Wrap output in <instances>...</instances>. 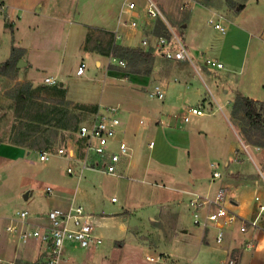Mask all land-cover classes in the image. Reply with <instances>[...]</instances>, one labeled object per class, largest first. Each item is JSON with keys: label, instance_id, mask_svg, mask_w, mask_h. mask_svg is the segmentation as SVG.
Masks as SVG:
<instances>
[{"label": "rangeland", "instance_id": "1", "mask_svg": "<svg viewBox=\"0 0 264 264\" xmlns=\"http://www.w3.org/2000/svg\"><path fill=\"white\" fill-rule=\"evenodd\" d=\"M55 1L56 0H52V5H45L46 0H40L39 3H37L36 6H32L31 9L24 6L8 8L7 5V12L0 14V63L11 56L14 47L16 49V54H20L18 60L23 55L25 56V49L23 45L28 44L33 39L37 40L36 44L41 43L49 46L47 49H37L42 51H53L51 47H58L61 41L62 45L67 42L72 35V25L75 23L78 14L83 17L88 10H77L73 0H59L57 3ZM124 1L125 0H122L118 7L115 20L113 9H109L105 13L108 21L107 24L105 23L101 26H89V32L85 38V48L87 50L91 52L94 51V53L96 51L101 52L107 46L108 41L111 38H113L117 43H121L125 39L129 41L126 37L117 39V41L115 36L119 11ZM136 1L142 4L144 0ZM156 1L162 6L166 16L180 33L182 32L181 25L187 23L189 20L187 13L190 8L195 5V10L199 11V5H207L208 7H211L209 11L203 9L200 15L198 11H195L197 12V15L195 14L193 17V27L189 31L190 38L186 40L183 35L182 38L186 41V43H195V45L199 46L200 49L204 50L202 52L206 55V59L210 58L211 60H215L219 57L223 58L226 62V64L223 62L226 69H228L227 64L230 63L229 57L232 53L237 52L236 54L240 57L243 55L239 51H243L246 47V34L241 35L238 32L243 26H246L254 34H251L250 42L247 44V48L245 49L248 52V59L242 58L240 62L237 63L235 71H232L233 75H235L233 81L237 82L235 79L240 76L247 79L253 78L254 76L258 77V75L263 74L264 33L262 32V23H264V0H254L249 2L245 17L243 16L240 20H234L232 17L235 13H237L236 7L238 4L242 2L246 3L247 0ZM186 3L187 5H185V8H181V6ZM37 6L39 10L36 9ZM39 11H41L40 14ZM92 11L97 16H100L101 13L104 12L102 9H95ZM216 15L224 16L225 24L228 26L226 32H221L215 28L213 23L209 21L210 17H216ZM108 17L111 18L109 19ZM245 18L248 23L243 20ZM49 19H56L57 24L54 22L52 24L48 23ZM151 21L152 20H150L148 24H152L150 23ZM192 30L196 32V34H194ZM209 40H212L213 42L209 50H207ZM138 42H140V38L138 39ZM235 42L240 43L239 49H237ZM187 45L190 50L188 43ZM194 47L198 49V47ZM191 51L193 54L196 50L191 48L190 52ZM250 54L252 55L250 56ZM84 55L83 51L77 50L73 55V58H70L66 63H68L70 68L72 66L75 67L77 61ZM103 57L107 58V67L109 69H114L117 72H130L127 62L125 66H117L111 64L110 56L104 55ZM198 59L199 58L194 59V62H198ZM242 60H247V62L244 63L241 68ZM254 61L258 64H252ZM23 65L24 64L22 63L21 66H18L15 71L9 72L8 75L0 76V116L3 112V107L8 105L11 101L9 96L6 94V91L15 86V83L19 82L17 78L23 76L25 73ZM151 66L152 72H157L158 63L156 60L152 62ZM190 66L194 68L192 63ZM212 67L216 69V66ZM141 68L145 69V66L141 65ZM226 69L222 71L221 76L217 74L216 77L220 81L226 82V77L228 76L227 74H231L226 72ZM218 70L220 71L223 69ZM44 72L45 71H43V73ZM49 72L54 73L52 71ZM195 73L200 79L201 84L205 86L206 91L209 92V94H212L213 92L217 96L219 90H217L215 86L211 85L213 83L204 71H201L200 74L197 71H195ZM94 74L97 79L100 80L108 78L105 73L103 74L101 72H97ZM54 75H56V73H54ZM201 75H203L204 80L201 78ZM120 76L114 77V80L118 83L122 82V84H127V82H129V80H121L119 78ZM58 80L61 82L63 81V78L58 76ZM83 82L84 81H77L75 78L70 77L68 78L66 84L69 87L77 86L81 88ZM205 84H208V88ZM46 91L47 90H43L39 93L42 102H44V99L51 96ZM73 95L75 97H80L75 94ZM54 99L63 100V97L57 94V98ZM147 100L149 103L153 102L159 106H161L163 101V99L160 100L152 98ZM60 106H62L61 108L63 109H68L70 112V122L77 121V124H79L103 105L99 103H84V101L80 100L72 101L70 99H66V101ZM223 106L225 113L228 114L233 104L229 101L228 103H224ZM182 112L184 111L182 110ZM182 112L180 111V113L175 114V116L178 117L180 126L183 125L181 123ZM206 112V115L199 118H196L198 115H194L191 122L188 123L193 127L199 126L198 140L199 146L200 144L201 146L199 148V154L194 156V158L188 153L187 149L189 146L187 145V139L179 143L177 138L174 140L170 135L166 136V145L171 144L172 140L174 145H177L178 148L176 149V152L179 154L175 159H173V157H175V153L173 155L170 154V159L164 160L169 155L166 154L168 151H166L165 154H153V152L162 148L163 137H161L160 134L151 135V138L155 141L156 146L151 149L148 148L149 146H146V152L143 155V159L151 164H154L153 166H155L156 169L164 171V176L160 175L154 177L153 175H150V178L146 177L148 182H144L143 179H136L137 177L129 178L114 176L92 169L83 170L82 177L78 179L80 184L82 183L84 174H88L90 177H93L95 181L93 188H89V193L91 192L90 195L93 199L94 207L89 208L87 205L88 209L90 211H94L95 213H101L102 211L112 213L114 210H120L122 212V216L114 215L115 218L119 219L117 220V224L122 222L121 220L123 217H127L128 227L122 235L109 232L106 237L103 236V242L98 246H91L88 249H80L77 252L73 249L69 252V256L67 257L68 261H64L61 264H222L223 259L226 257V253L223 251L224 243L219 244L216 242L215 229L210 232L208 230L203 231L201 226L194 223L190 210L189 212H184L182 220L178 221L176 218L167 213V210L169 209V198L161 197L159 194V192L173 193L175 190L168 187H174V185H176L175 183L179 182L180 178L186 175L187 168L192 164V177L196 181V185L194 186L196 187L195 193L204 194L209 191L214 193L215 190H207L209 186L213 187V189L218 187L221 180V178L216 181L210 180L212 176L211 163H214L215 166H217V168L225 175V181L232 182L233 184L235 182L239 183V185H237L240 187V190L246 189L247 192H251L252 190L258 188V193L256 194L261 195V198L263 197L264 199V196H262L264 195V179L260 173V170L264 173V146L250 143L247 140L243 130L248 128V126L244 124L243 119H239L240 116H242V113H240L241 115H239V118L234 117L231 108L230 118L235 129L234 130L232 125L229 124L227 120L221 118L219 115L222 114L221 112L217 113V115H213V113L209 114V111ZM17 120L18 118L15 116V110L9 112L7 111L5 116L0 119V142L13 143V130ZM42 127L46 128L45 125ZM215 128H217V130H215ZM201 130H204L205 133H201ZM56 131L58 134L52 135L51 133L48 134L50 130L45 132L44 137L42 138L43 142L38 148L27 147L29 150L33 151L30 157L34 156L36 157V160L31 161L25 169L28 171V175H31L32 179H38L35 181L33 189L34 191L40 190L39 195H36V197L38 199V203L44 205V209L54 207L53 204L54 199L57 196V192L55 191L54 194H48L44 193L41 189L46 190L47 184L52 182L59 183L63 178H72L71 174H68L67 168L73 164V161L65 156L53 155L49 161L43 162L40 161L38 156H35V154L38 155V151L41 149H47L55 152L58 148L68 147L69 145H74L75 147L79 146V148H82V142L78 137L77 129H59ZM189 140L192 141L193 137ZM241 140L247 144V149H244ZM237 145H239V150L241 151L235 149ZM175 146H173V148H175ZM140 157H142L141 153ZM24 162H22L23 167L25 166ZM226 162H230L231 167H228ZM231 168H233L232 172L229 171ZM75 170L78 171V167H75ZM8 171V168L0 170L2 181H0L1 186L6 183V180L11 176V173ZM159 177L164 178V180H162L164 181L162 186L155 184V181H160ZM156 178L158 179L156 180ZM192 185H194V183ZM23 192H26L25 188H21V190L17 193L21 199L24 196ZM3 196H5L4 193L0 195L1 198H3ZM113 196H116L118 201H113ZM254 197L255 195L252 199ZM5 199H7V197ZM3 201L4 200H2V202ZM6 202L7 205L10 206L11 202ZM254 204L256 205L255 201ZM18 207L19 208H16L13 212L18 209H22L21 205ZM23 207H26V209L29 208L28 205ZM125 210L128 211L126 212ZM12 214L13 213H11L8 218H11ZM151 215L155 216L156 221L151 219ZM95 223L97 227L100 226L102 229H109L111 227L108 222L96 221ZM111 223L114 225L116 223L115 219H111ZM263 224L264 216L260 219V225L251 226L257 229L256 240L250 238L248 239L255 241L256 245L254 248H250L245 251V254H251L256 264H264ZM97 227L96 231H98ZM248 227L250 226L248 225ZM10 243L13 245L10 246L12 249L15 248L14 245L20 247L22 244L16 240ZM32 244L33 242L31 241L30 243L22 245V255H27L31 258L35 256L33 261L38 259L41 260V257L38 256L37 253V246ZM18 252L19 249L14 252L16 258L13 257L14 253L6 254L4 255V258L3 256H0V264H23L26 260ZM149 256H153L156 259H150ZM247 256L248 255H246V257Z\"/></svg>", "mask_w": 264, "mask_h": 264}, {"label": "crops", "instance_id": "2", "mask_svg": "<svg viewBox=\"0 0 264 264\" xmlns=\"http://www.w3.org/2000/svg\"><path fill=\"white\" fill-rule=\"evenodd\" d=\"M39 1L40 0H5L8 5V8L24 6L28 9H31L32 6H36ZM58 1L59 0H56L55 2L57 3ZM121 1L122 0H73L75 8L77 10L87 9L90 12L87 11V13L83 15V17L82 15L77 13L78 16L80 15V18L77 16L75 23L72 25V30L70 29L72 33L71 37L67 40L65 44L63 43V45L61 41L58 47L50 46L53 51L37 50L39 48L47 49L49 46H47V44L41 43L36 44V39L31 40L28 44H24L23 47L25 49V56L23 55L19 60H23L21 64H24L23 69L25 73L23 74V76L18 77L17 80L19 82L28 80L31 81L33 84L39 85H53V83L46 82V77L51 76L54 79L58 80V76H60L63 78V81L58 83L67 88L66 99H70L72 101L80 100L84 101V103H99L101 105H120L124 109V112L122 113V118L125 130L120 132L119 136L121 138L126 139L132 147V156L130 158L124 159L120 165V168L123 172H126L131 178L137 177L136 179L139 178L143 179L144 182H148L146 177L150 178V175L157 177L160 175L164 176L165 174L164 171L156 169L155 166H153L154 164H151L150 162L143 159V155L146 152V146H149V142L153 140L151 138L152 134H160L161 137H163L162 148H159L157 151L153 152V154H165V152L168 151V153L166 154L169 155L164 160H169L170 154L173 155L175 153V157H173V159L178 156L179 153L176 152V149L178 147L177 145H174L172 140L171 144L166 145V136L171 135L173 137L172 139L175 140V138H177L179 140V143L187 139V145L189 146V148L187 149L188 153L194 158V156L199 154V148L201 146V144L199 146L198 140L199 126L193 127L188 124L191 122L192 118L189 122L181 121L183 125L180 126L178 118H175V114L180 113V111L182 112V110L184 111L188 106L195 105L201 107L205 111L203 115H196V118L206 115V111H209V114L213 113V115H217V113L221 112L222 114H219L221 118H224L229 122V124L232 125L230 118V112L232 107L230 108L229 113L226 114L224 111L223 104L228 103L229 101L231 102V104H233L234 98L238 93L247 95L255 100L264 101V72L263 74L258 75V77L254 76L253 78L246 79L245 77L243 78L240 76L235 79L237 82L233 81L235 75H233L232 71H235L237 63L240 62L242 58L248 59V52L245 49L247 48V44L250 42L251 34H254L246 26H243L238 32L241 35L246 34V47L243 49V51H239L243 55L240 57L236 54L237 52L232 53V55L229 57L230 65L227 64L228 69H226L225 65L221 68L216 67V69L211 65H207L206 61L209 58L206 59V55L202 52L204 50L200 49L199 46L191 42L187 43L190 46V50L191 48L196 50L193 52L194 55L191 51L193 59L199 58L198 62H195V64L197 66H202L201 70L199 71L196 69L193 63L192 64L194 65V68L191 67V63L189 61L167 59L162 55H156L155 60L158 63V70L157 72L153 71L150 75L124 71L117 72L114 69H109L107 67V58L103 57L104 55L101 52L96 51L98 53H94V51L91 52L85 48V38L87 33L89 32V26H101L105 23L107 24L108 21L107 16L105 14L107 10L113 9V14L115 16L114 20L116 19L118 7ZM252 1L254 0H247V2L245 3V7L241 11H237V13H235L232 19L240 20L243 16L245 17L246 10L249 6L248 3ZM144 2L145 0L143 1V3ZM137 3L140 4L138 1ZM47 4L52 5V0H46L45 5ZM210 8L211 7H208L207 5H199L198 11L195 10L194 5L192 8L189 9V12L187 13V17L189 20L187 23H184L187 28L184 32L183 37H185L186 40L190 38L189 31L193 27V17L195 14L197 15V12L195 11H198L200 15L203 9L209 11ZM36 9L39 10L38 6ZM91 9H102L104 10V12H102L100 16H97ZM40 13L41 11H39V14ZM108 18L110 19L111 17ZM243 20L248 23L246 18ZM149 21V19H141V23L144 29L143 31L148 32L151 29L155 30V25L159 20H152L150 22L152 24H148ZM53 22L57 24L56 19L48 20V23L50 24H52ZM262 24V32L264 33V23ZM141 32L142 31L140 29L135 31L127 29L125 31V37L129 39V41L125 39L121 43H126L127 45H140L138 39L140 38ZM192 32L196 34V32H194L193 30ZM212 42V40L208 41L207 50H209L210 46L212 45ZM235 45L237 49H239L240 43L235 42ZM194 46L198 47V49H196ZM77 50L83 51L85 55L77 61L75 67L72 66L70 68L68 66V63L66 62L70 58H73V55ZM252 54H250V56ZM83 60L87 62L86 72L83 75H78L76 73L77 68L80 62ZM216 60H219L226 64L224 59L221 57L216 58ZM246 62L247 60H242L241 68ZM111 64L117 65L116 63L112 62ZM252 64L257 65L258 63L254 61ZM218 69L223 70L219 71ZM224 69H226V72L231 73L227 74V77L229 79L226 77V82L220 81L216 77L217 74L221 76L222 71H224ZM43 71L45 72L43 73ZM49 71L56 73V75ZM195 71H197L199 74L201 73V71H204V73L209 77L210 81L213 83L211 85L215 86L216 89L219 90L217 96L213 92L212 94H209V92L206 91L205 86L201 84V81L197 77ZM97 72H101L103 74L105 73L108 78L102 80L97 79L96 75L94 74ZM118 76H120L119 78L121 80L125 79L129 80V82H127V84H122V82H120L121 84L118 83L114 80V77ZM70 77L75 78V80L77 81H84L81 88L77 86L69 87L66 82ZM201 78L203 79V75H201ZM154 85H160L164 87L166 91L165 98L163 99L161 106L153 102L149 103L147 100L150 99L147 93L148 89L152 88ZM205 85L208 88V84ZM46 92L51 95L50 97L57 98L58 93L55 90L51 89L47 90ZM73 94L80 97H75ZM88 118L84 119L83 121H86ZM142 118L145 121L144 123H140V120ZM215 130H217V128H215ZM201 133H205V131L201 130ZM237 136L239 137L238 134ZM78 137L81 142H83L79 134ZM191 137H193L192 141L189 140ZM155 146L156 143L153 147ZM173 146H175V148H173ZM153 147L149 146L148 148L151 149ZM235 149L241 151L239 150V145H237ZM32 153L33 151L29 150L25 146L10 142H0V170L8 168V172L11 173L10 178L6 180V183H4L2 186L0 185V195H2L3 193L5 194L3 198L0 197V226L4 225L8 221V217H10L11 213H13L16 208H19V205H21L22 208H26L23 206L28 205L29 208L27 209L30 210L33 215L38 216L41 214H46L47 211L52 208L67 209L71 205L72 201H75L78 204H82L87 210V212L92 215V222L95 226V231L97 227L95 223L96 221L108 222V224L111 225V227L109 226L110 230L102 229V227L100 226L97 227L98 231L96 232L99 233L101 236L106 237L109 232H114L116 234L122 235L124 231H126V228L128 227V218L123 217L122 220L120 219L122 222L117 224V220L119 219L114 217V215L122 216V212L120 210H114L112 211V213L108 211L95 213L94 211H90L88 209L87 205L89 206V208L94 207V202L90 195L91 192L89 193V188H93V186L95 185L94 178L90 177L88 174H84L81 184L79 183L77 176L74 174H71L72 178H63L62 181H60L59 183L52 182L50 184H47V186L51 185L53 187V191H48L47 186L46 190H41L44 193L48 194H54L56 191L57 196L54 199V207L44 209V205L39 204L38 199L36 197V195H39L40 190L34 191L33 189L35 186V181H37L38 179H32L31 175H28V171L25 169V167H28V164L31 163V161L36 160V157H30ZM82 153V148H79V146L75 147V154L77 159H79V156H81ZM140 153L142 154V157H140ZM35 156L38 155L35 154ZM70 160L73 161L72 159ZM22 162H24V167L22 165ZM192 165L187 168L186 175L180 178L179 182L175 183L176 185H174V187H168L173 188L175 190H173V193L159 192L161 197L169 198V209L167 210V213L176 218L178 221L182 220L184 212H189V200L192 197V194L195 193L196 189V187H194L196 185V181L192 177ZM226 165L228 167H231L230 162H226ZM232 170L233 168L229 169L230 172H232ZM157 179L158 178H156V180ZM159 180L160 181L158 182L155 181V184L158 186H162L164 182L162 180H164V178L159 177ZM210 180L216 181L217 179L212 180L210 178ZM193 183L194 185H192ZM237 184L239 185V183L236 182L233 184L232 182L225 181L224 175L221 177L218 187L225 185L228 187L230 186V188L232 187V194L238 200V204L235 206V209H237L240 215L245 216L247 218H253L257 212V209L256 205L254 204V198L252 199V197L256 195V193H258V188L252 190L251 192H247L246 189L240 190V187ZM218 187L213 189V187L209 186L207 190H216ZM21 188L26 189V192H23L24 196L22 199L17 195ZM6 197L7 199H5ZM2 200L4 201L2 202ZM6 201L11 202L10 206L7 205ZM125 211L127 212L128 210ZM111 219H115L116 223L114 225H112ZM151 219L153 221H156V218L153 215H151ZM256 231L257 229L250 226L246 232H242L239 229L238 223H235L232 227L227 229L225 240L223 242V251L226 253V257L223 259L222 264H228L227 260L231 257V254L235 249H239L241 251L238 264H256L251 254H245V251L247 249H250L246 246V243L249 241L248 238L256 240ZM32 242V245L37 246V253L38 256H40V243L37 241ZM253 242L255 247L256 243L255 241ZM22 245L24 244H21L20 247L14 245L15 248L12 249V247H10L13 246L12 243H10L6 238H2L0 240V256H3L4 258V255L14 253L17 249H19L18 253L22 255ZM73 249L77 252L80 249L85 248H69L68 253ZM246 255L248 256L246 257ZM13 257L16 258L15 253ZM22 257L25 258L26 261H33L35 256L31 258L27 255H22Z\"/></svg>", "mask_w": 264, "mask_h": 264}, {"label": "built area", "instance_id": "3", "mask_svg": "<svg viewBox=\"0 0 264 264\" xmlns=\"http://www.w3.org/2000/svg\"><path fill=\"white\" fill-rule=\"evenodd\" d=\"M183 4L181 8H185ZM7 3L0 0V14L6 12ZM141 19L160 20L167 28V34H158L151 29L143 31ZM209 21L221 32L227 31L224 16L216 15L210 17ZM141 30L140 45L145 49L153 47L158 53L167 59L185 60L193 63L196 69L201 70L202 66H197L182 34L176 30L170 22L162 6L156 0H145L140 5L136 0H125L118 15V23L115 31L116 40L125 37L126 30ZM118 41V40H117ZM110 62L119 66H125L126 61L121 58L110 56ZM207 65L223 67V62L219 60L206 61ZM87 62L81 61L77 74L83 75L86 72ZM49 83L57 84L59 80L51 76L46 77ZM148 96L152 99H164L166 91L160 85H154L148 89ZM124 109L120 105H103L96 110L86 121H82L77 129V133L83 140V153L77 159L75 146L60 147L52 152L41 149L38 152V159L43 162L49 161L53 155L65 156L73 160V164L67 168L69 174H74L80 179L84 169H92L104 174L114 176L129 177L120 168L124 159L132 156V147L129 142L121 138L119 133L124 131L122 113ZM205 111L199 106H188L181 114L182 122H189L194 115H203ZM177 119L178 117L175 116ZM144 119L140 123H144ZM244 149L247 144L241 140ZM154 140L149 142L153 147ZM77 159V160H76ZM212 180L223 176L221 170L211 163ZM78 167V171L75 170ZM264 179V173L260 170ZM1 181V175H0ZM47 190L52 192L53 187L47 186ZM117 200L116 196L112 197ZM257 212L253 218H247L239 214L235 206L238 200L233 196L231 188L228 186L218 187L214 193H193L189 200V210L196 225L201 226L203 231L216 230V242L222 244L225 240L226 230L238 223L240 230L246 232L249 226L260 225V219L264 216V199L256 194L254 197ZM6 238L9 242L19 241L22 244L37 241L41 245L39 264H61L69 256L68 249L85 248L98 246L103 242V236L95 231L92 222V215L87 212L82 204L72 201L67 208H52L46 214L33 215L26 209H18L13 212L11 218L0 226V239ZM248 248L254 247V242L249 240L246 243ZM70 252V251H69ZM150 259H156L149 256ZM66 258V259H65ZM229 264H235L231 257L227 260Z\"/></svg>", "mask_w": 264, "mask_h": 264}, {"label": "trees", "instance_id": "4", "mask_svg": "<svg viewBox=\"0 0 264 264\" xmlns=\"http://www.w3.org/2000/svg\"><path fill=\"white\" fill-rule=\"evenodd\" d=\"M245 7V2L238 4L236 11H241ZM186 25L182 24V35L186 30ZM158 34H167L166 25L158 21L155 30ZM15 47L11 56L0 63V76L8 75L9 72L15 71L18 67V58ZM103 55L113 56L124 59L129 65V71L132 73L152 74V62L156 55H160L153 47L145 49L140 45H127L117 43L111 38L107 46L101 51ZM145 66V69L141 68ZM55 90L63 100H55L48 97L41 101L39 93L43 90ZM10 98L8 105L3 107L0 116L2 119L7 111L15 110V116L18 118L13 130L12 142L28 148H38L43 140L45 132L48 134H58L59 129H78L81 122H70L71 115L68 109L61 108L66 101V88L60 83L55 85L40 84L34 85L31 81H23L15 84L6 91ZM64 101V102H63ZM1 106V104H0ZM240 113H242V116ZM232 114L234 117L244 120L248 126L243 130L244 135L250 143L264 146V101L255 100L247 95L238 93L233 101ZM45 125L46 128L42 127ZM54 127V128H53ZM52 128V130H51ZM264 170V168H263ZM241 251L235 249L231 254L235 264H238ZM40 260L24 261L23 264H39Z\"/></svg>", "mask_w": 264, "mask_h": 264}, {"label": "water", "instance_id": "5", "mask_svg": "<svg viewBox=\"0 0 264 264\" xmlns=\"http://www.w3.org/2000/svg\"><path fill=\"white\" fill-rule=\"evenodd\" d=\"M23 60H19V62H18V66H20L21 65V62H22Z\"/></svg>", "mask_w": 264, "mask_h": 264}]
</instances>
